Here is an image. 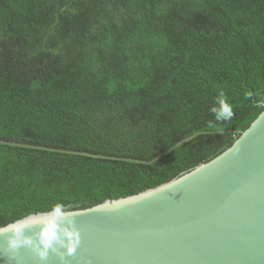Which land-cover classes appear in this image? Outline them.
<instances>
[{"label": "trees", "instance_id": "trees-1", "mask_svg": "<svg viewBox=\"0 0 264 264\" xmlns=\"http://www.w3.org/2000/svg\"><path fill=\"white\" fill-rule=\"evenodd\" d=\"M220 89L228 122L209 111ZM258 101L264 0H0V225L166 182Z\"/></svg>", "mask_w": 264, "mask_h": 264}, {"label": "water", "instance_id": "water-1", "mask_svg": "<svg viewBox=\"0 0 264 264\" xmlns=\"http://www.w3.org/2000/svg\"><path fill=\"white\" fill-rule=\"evenodd\" d=\"M72 210L81 242L46 264H264V109L211 159L157 186ZM17 255L9 257L0 237V264H40L27 248Z\"/></svg>", "mask_w": 264, "mask_h": 264}, {"label": "clouds", "instance_id": "clouds-1", "mask_svg": "<svg viewBox=\"0 0 264 264\" xmlns=\"http://www.w3.org/2000/svg\"><path fill=\"white\" fill-rule=\"evenodd\" d=\"M245 98L252 99L253 92L247 91ZM256 106L264 109V101H258ZM209 111L217 122L231 121L235 115L223 89L213 98ZM232 151H240L239 142L233 145ZM77 215L69 206L57 201L46 209L28 212L0 225V237L6 242V251L11 259L19 260L17 254L20 249L27 248L40 264H46L51 254L63 261L76 252L81 242L80 230L76 226Z\"/></svg>", "mask_w": 264, "mask_h": 264}]
</instances>
